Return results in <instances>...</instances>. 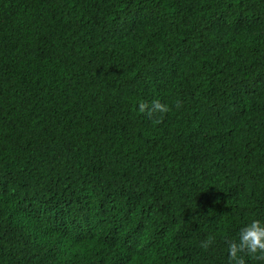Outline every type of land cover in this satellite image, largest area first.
I'll return each mask as SVG.
<instances>
[{
    "label": "trees",
    "instance_id": "obj_1",
    "mask_svg": "<svg viewBox=\"0 0 264 264\" xmlns=\"http://www.w3.org/2000/svg\"><path fill=\"white\" fill-rule=\"evenodd\" d=\"M253 219L264 0H0V264H229Z\"/></svg>",
    "mask_w": 264,
    "mask_h": 264
},
{
    "label": "clouds",
    "instance_id": "obj_2",
    "mask_svg": "<svg viewBox=\"0 0 264 264\" xmlns=\"http://www.w3.org/2000/svg\"><path fill=\"white\" fill-rule=\"evenodd\" d=\"M175 107L177 110L182 103L177 101L174 105L153 100L151 103L141 101L137 108L140 114L148 119H154L157 123L163 115L168 114ZM214 243V238L209 236L201 242V248L207 250ZM229 253V264H246L245 256L257 261H264V220L253 219L242 227L236 238L226 240Z\"/></svg>",
    "mask_w": 264,
    "mask_h": 264
}]
</instances>
